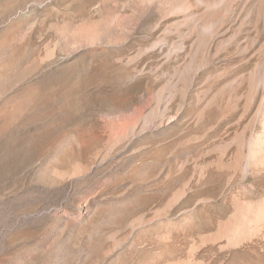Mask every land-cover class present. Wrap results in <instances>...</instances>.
<instances>
[{"label": "rangeland", "instance_id": "374dc122", "mask_svg": "<svg viewBox=\"0 0 264 264\" xmlns=\"http://www.w3.org/2000/svg\"><path fill=\"white\" fill-rule=\"evenodd\" d=\"M112 1L0 0V264H264L244 89L199 97L247 70L251 33L196 76L177 12L124 34L102 28Z\"/></svg>", "mask_w": 264, "mask_h": 264}, {"label": "bare ground", "instance_id": "6f19581e", "mask_svg": "<svg viewBox=\"0 0 264 264\" xmlns=\"http://www.w3.org/2000/svg\"><path fill=\"white\" fill-rule=\"evenodd\" d=\"M108 2L109 1H107V4ZM160 4H163L164 5L163 8L166 7L170 12H177V14H179V17H181L182 23H184L185 26L187 27L190 26V30H192V32L195 34V40L192 41V44L194 42L193 48H194L195 56L194 55L192 56L196 57V60L193 65L194 73L192 74H195L196 76H199L202 69L205 67L204 61L206 60V58L205 60H202V58L204 59L202 55L207 51L209 52L211 47L212 46L214 47V44L217 41H219L218 44H220L223 49L224 46L228 47L229 45H231L232 42L237 41V37H239L240 31H246L249 34L251 33L250 35L248 34L249 37H247L246 34H243L248 38L246 41L249 40L248 42H250V44L246 43L247 44L246 48L247 46L250 45L251 47L249 48H252V51H253V54L249 56L250 58H252L253 61L251 60L252 61V63H250L251 65L248 68L246 67L247 70L240 72L238 74L236 73L234 75L229 74L230 72H232L230 70V72H227V74H229L230 76L227 77L226 76L227 74H224L225 76L222 74L224 78L227 77L226 79H224L223 76L220 75L221 74L220 73L219 75H217V77H215V80L212 79V81H216L217 83L219 82L220 87L218 88L219 86L218 85L216 86L217 90H214L212 89L213 87L206 89L208 87L207 86L205 88L206 90L204 89L203 91V93L205 94L204 96L206 97L204 96H199V97H201L200 98L201 101L207 98L208 104H209L213 100H216L219 96L224 95L226 92L232 93V91L235 92L237 90L244 89L243 97L246 98L247 103L245 102V105L247 104L246 107H248L247 108L248 117L246 116L245 118H247L248 121L250 122V124L247 125L248 126L247 128H249V125H251L250 129L253 133L250 131V133H252V135L250 134V136L253 138H250L249 136V139L247 140V154H246L247 159L243 160L245 161V163L243 162L244 166L243 168L241 167L242 168L241 170L242 171L244 170V172L247 171L248 166L251 165V163H253L255 167L257 166L256 168L259 167L263 169L264 168V117H262L259 113H261V111H263L264 109V0H134L133 7H132L133 12L131 15H125L122 12H120L119 5L114 0V3L112 1V4H109L106 6V13H105L106 14L105 15L106 25L104 27L102 26V28L105 30L108 24H111L113 26L120 27L121 33L128 34L138 29L142 19L148 14L152 13L154 10H157L156 7L158 8ZM228 18L233 19V25H234V28L232 29L230 34L229 32L231 28L229 32L227 31L228 29L224 28L225 26L224 23L227 21ZM229 23L231 24L232 22H229ZM230 24L228 27H230ZM226 26H227V23H226ZM248 26H251L250 29H247ZM187 29H189V27ZM91 30L92 28L91 29L89 28L88 32L90 33ZM245 36H242V38ZM181 48L183 49V47ZM238 48H240V46ZM239 52L240 50L238 51V53ZM241 52H243V50ZM209 55L210 54H208V57L212 56V55L210 56ZM249 57L247 58L249 59ZM245 61H248V60H245ZM191 62L192 60L190 61V64L192 66L193 62L192 63ZM185 69L187 70V67H185ZM216 82H214L213 84H215ZM226 98L225 100H227ZM237 103L239 102L237 101ZM237 103H234V104H237ZM245 111L247 110L245 109ZM259 115L261 117H259ZM256 122L258 124L255 125ZM246 130H244V132ZM233 140L234 141H231V142H235L237 140V137L234 138ZM241 143L242 142H240V144ZM243 145L244 143L240 146L238 145L242 149V151H240L241 149L238 147V149H240L238 150L239 151L238 154L243 153V149H244ZM244 157L245 156H243V158L240 157L241 158L240 160L244 159ZM250 204H248L249 206L247 205V207H245L243 214H242L245 217V218L243 217L244 218L243 222L247 225V227H251L252 225H254L256 221H264V200H262V202L258 204L257 203L254 205H250Z\"/></svg>", "mask_w": 264, "mask_h": 264}]
</instances>
